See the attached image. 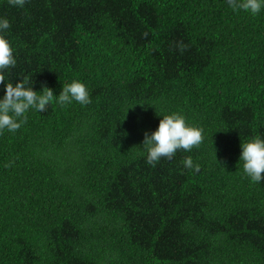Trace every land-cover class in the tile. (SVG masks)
<instances>
[{"label": "trees", "instance_id": "1", "mask_svg": "<svg viewBox=\"0 0 264 264\" xmlns=\"http://www.w3.org/2000/svg\"><path fill=\"white\" fill-rule=\"evenodd\" d=\"M0 17L18 61L10 81L58 95L80 80L92 99L0 133V264H264V182L240 162L242 143L264 136V12L0 0ZM156 109L203 127V144L148 164Z\"/></svg>", "mask_w": 264, "mask_h": 264}, {"label": "clouds", "instance_id": "2", "mask_svg": "<svg viewBox=\"0 0 264 264\" xmlns=\"http://www.w3.org/2000/svg\"><path fill=\"white\" fill-rule=\"evenodd\" d=\"M26 2L27 0H8L11 6L17 8H23ZM226 2L233 10H242L252 16L264 12V0H226ZM10 27V20L0 17V86L4 92L0 97V133L4 131L15 133L27 124L30 112H45L49 105L65 107L73 101L82 106L92 103L88 85L80 80L63 84L62 91L58 95L46 83L42 84V90H35L34 81L28 75H19L22 79L15 84L10 81V70L18 63L16 49L7 36ZM145 104L155 106L149 103L140 105ZM130 108L132 107L128 110ZM157 114L162 115L163 118L155 131L145 132L143 140L142 149L146 152L148 164L155 167L162 158L172 160L178 151L190 152L203 144L204 128L190 124L181 112L163 114L157 111ZM241 147L240 162H243V173L252 183L264 182V136L257 135L243 142ZM183 164L195 172L201 170V165L194 163L190 156L183 160Z\"/></svg>", "mask_w": 264, "mask_h": 264}]
</instances>
